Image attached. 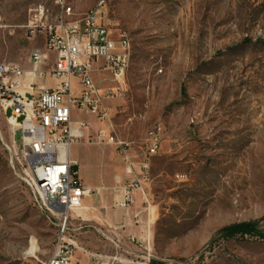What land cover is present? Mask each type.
I'll list each match as a JSON object with an SVG mask.
<instances>
[{
    "label": "rangeland",
    "instance_id": "374dc122",
    "mask_svg": "<svg viewBox=\"0 0 264 264\" xmlns=\"http://www.w3.org/2000/svg\"><path fill=\"white\" fill-rule=\"evenodd\" d=\"M56 1L0 0L3 63L30 69L43 38L29 39L23 26L39 4L57 14ZM98 1L68 0L75 12L68 19L83 17ZM106 1V23L132 40L126 85L110 101L111 129L139 157L152 132L160 129L162 136L141 213L133 217L151 234L150 251L140 254L149 264H264V239L219 234L245 221L264 231V0ZM98 80L104 90H118L108 72ZM75 119L87 120L93 135L108 129L86 112H75ZM86 143L93 144L92 136L73 145V157L81 176L97 182L99 164L109 168L110 157L119 156L110 144ZM25 167L19 127L0 98V264H43L57 244L58 227L35 203ZM125 178L117 173L112 185L102 186L112 196L115 222L127 212L114 203V187ZM91 230V244L82 245L114 254L109 240Z\"/></svg>",
    "mask_w": 264,
    "mask_h": 264
},
{
    "label": "built area",
    "instance_id": "2783aa9c",
    "mask_svg": "<svg viewBox=\"0 0 264 264\" xmlns=\"http://www.w3.org/2000/svg\"><path fill=\"white\" fill-rule=\"evenodd\" d=\"M58 12L39 4L29 15L24 29L29 39L43 43L33 48L32 67L23 69L17 63H3L0 54V98L4 112L13 125L19 127L20 144L24 149L26 167L23 181L34 201L58 227L59 236L52 256L43 264H79L77 254L97 261V264H149V258H125L118 242L104 232L101 234L115 244L114 254L94 253L81 246L70 235L74 211L82 208L83 198L93 190L84 185L78 163L71 157V148L79 143L90 127L88 121H73V110L86 111L100 122L111 124L112 109L106 98L121 96L125 63L132 56V40L126 31L115 34L106 23L108 4L100 0L87 12L81 23H68L75 15L68 0H57ZM50 52L56 54L52 63ZM103 60L112 73L118 90L103 92L95 82V63ZM60 79L55 88L36 83L38 77ZM78 80L79 88L74 87ZM37 92L39 94L36 98ZM24 117L23 121H19ZM93 143L118 147L124 166L125 179L114 187L115 206L129 209L138 194L146 197L145 182L149 179L152 159L162 147L161 131L150 134L141 157L134 155L129 144L117 138L109 129L101 128Z\"/></svg>",
    "mask_w": 264,
    "mask_h": 264
},
{
    "label": "crops",
    "instance_id": "0c3cea01",
    "mask_svg": "<svg viewBox=\"0 0 264 264\" xmlns=\"http://www.w3.org/2000/svg\"><path fill=\"white\" fill-rule=\"evenodd\" d=\"M50 57L52 63H54L56 59V54L54 52H50ZM104 72H108L112 77L111 71L104 67V61L103 60L97 61L95 63V71L93 73V77L95 82L99 85L100 89L103 92H105L108 89L104 90V88L100 86L98 79L99 76ZM60 82H61L60 79L51 76H46L44 78L38 77L36 79L37 84L44 85L48 88H55L59 85ZM74 87L76 90L79 88L78 80H74ZM38 96L39 94L37 92L36 98H38ZM112 99L113 98H106L107 105L110 106V101ZM77 111H81V110L78 109L73 110L74 122H79L83 120V119H79V120L75 119V112ZM82 112H86V111H82ZM86 114L91 115L88 112H86ZM111 126H112L111 124H108V129L111 132H113V134H115L118 139H120L119 136L114 132V130L111 129ZM98 131H96L95 135H93L91 133V130L88 128L86 130L84 138L91 139L92 136V139L94 140L97 138ZM98 144L101 143H93V144L86 143L85 145L90 147H96V145ZM112 147L115 149V152H117L119 156L118 147L116 145H112ZM130 150H132L131 147ZM71 157L73 160H75L78 163L79 175L84 185L88 188H91L93 192L91 193L90 196L83 198L82 208L73 212L70 235L80 245H82L85 242L91 244V242L87 241V237L91 236V232H92L91 228H95L97 229V231L104 232L112 240L118 242L123 257L129 258V256H131L130 259L143 257L144 255L140 253L143 252L144 250H147L149 252L151 249V234L147 229V227L135 226L133 219L134 215L137 216L139 215V213H141L138 206L142 204L143 201L142 195L138 194L137 200L134 204L135 206L133 205L129 209H127L126 216L123 219H120L119 221L115 222L112 212L109 210V205H108V203L112 199V196L109 195L108 197H106L105 192L102 191L104 190V187H102L103 185L105 186L112 185L113 179L117 173H124V166L121 162L120 156H119V160H114V158L110 157L111 160L109 162V166H110L109 168L108 166H106L107 164L106 161L103 163L101 162L99 164V166L101 165V167L99 171V180H97V182H94V180L93 181L90 180V178L85 179L83 176H81L80 164L78 159L73 157L72 148H71ZM93 223H97V225L98 224L99 225L96 226ZM100 225H104L106 229L102 228V226ZM108 244L112 246L116 252L115 244L110 241L108 242ZM77 258L79 264H91L92 261L91 257L85 256L80 253L77 254Z\"/></svg>",
    "mask_w": 264,
    "mask_h": 264
},
{
    "label": "trees",
    "instance_id": "16d2710c",
    "mask_svg": "<svg viewBox=\"0 0 264 264\" xmlns=\"http://www.w3.org/2000/svg\"><path fill=\"white\" fill-rule=\"evenodd\" d=\"M219 234L225 239L238 237H255L264 239V231L259 228V222L257 221H245L226 226L219 231ZM152 264L159 263L155 261L152 262Z\"/></svg>",
    "mask_w": 264,
    "mask_h": 264
},
{
    "label": "bare ground",
    "instance_id": "6f19581e",
    "mask_svg": "<svg viewBox=\"0 0 264 264\" xmlns=\"http://www.w3.org/2000/svg\"><path fill=\"white\" fill-rule=\"evenodd\" d=\"M99 4H100V0L97 2L96 5H99ZM69 8H72V7L69 6ZM69 16H71V15H69ZM83 17H87V13ZM83 17H81L79 19H76V20H70V19H68V23H81V20H83ZM131 57L132 56H129V60H127V62L125 63V67L123 69V81L124 82H125V79H126L127 71L129 70V67H130V64H131ZM14 126H17V125H14Z\"/></svg>",
    "mask_w": 264,
    "mask_h": 264
}]
</instances>
